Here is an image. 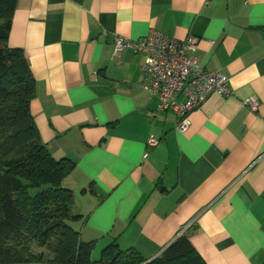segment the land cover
Wrapping results in <instances>:
<instances>
[{
    "label": "crops",
    "instance_id": "crops-1",
    "mask_svg": "<svg viewBox=\"0 0 264 264\" xmlns=\"http://www.w3.org/2000/svg\"><path fill=\"white\" fill-rule=\"evenodd\" d=\"M150 30L197 37L200 67L228 78L184 132L143 87L142 56L114 52ZM7 43L34 78L41 142L74 164L62 185L93 254L116 241L153 258L184 234L205 264H264V0H16Z\"/></svg>",
    "mask_w": 264,
    "mask_h": 264
},
{
    "label": "trees",
    "instance_id": "trees-1",
    "mask_svg": "<svg viewBox=\"0 0 264 264\" xmlns=\"http://www.w3.org/2000/svg\"><path fill=\"white\" fill-rule=\"evenodd\" d=\"M16 0H0V264H205L187 235L149 258L116 241L92 260L71 223L73 192L62 183L71 160L56 159L41 142L30 112L35 81L21 49L8 46Z\"/></svg>",
    "mask_w": 264,
    "mask_h": 264
},
{
    "label": "built area",
    "instance_id": "built-area-1",
    "mask_svg": "<svg viewBox=\"0 0 264 264\" xmlns=\"http://www.w3.org/2000/svg\"><path fill=\"white\" fill-rule=\"evenodd\" d=\"M198 41L193 35L177 41L156 30H150L138 41L114 39L115 54L131 49L142 56L141 83L149 97L158 100L157 110L176 116L179 132L190 127V114L212 94L226 96L230 93L227 77L206 71L198 64L193 55ZM245 103L256 108L252 99ZM148 144L155 146L157 139L149 136Z\"/></svg>",
    "mask_w": 264,
    "mask_h": 264
},
{
    "label": "rangeland",
    "instance_id": "rangeland-1",
    "mask_svg": "<svg viewBox=\"0 0 264 264\" xmlns=\"http://www.w3.org/2000/svg\"><path fill=\"white\" fill-rule=\"evenodd\" d=\"M92 254H93V251H92ZM100 254H101V252H98V254L96 255V254H93V255H91L92 257V260L93 261H96V260H98L99 258H100Z\"/></svg>",
    "mask_w": 264,
    "mask_h": 264
},
{
    "label": "water",
    "instance_id": "water-1",
    "mask_svg": "<svg viewBox=\"0 0 264 264\" xmlns=\"http://www.w3.org/2000/svg\"><path fill=\"white\" fill-rule=\"evenodd\" d=\"M171 243H172V242H171ZM171 243H170V244H171ZM170 244H169V245H170ZM163 251H164V250H162V252H163ZM162 252H161V253H162ZM161 253H160V254H161ZM152 259H154V257H153V258H149V259L147 260L146 263L150 262Z\"/></svg>",
    "mask_w": 264,
    "mask_h": 264
}]
</instances>
